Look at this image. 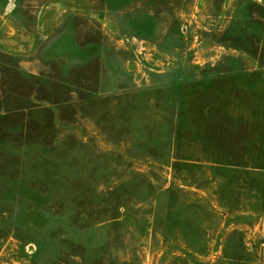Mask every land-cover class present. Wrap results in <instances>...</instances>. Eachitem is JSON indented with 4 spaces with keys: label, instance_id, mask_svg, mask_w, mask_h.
I'll use <instances>...</instances> for the list:
<instances>
[{
    "label": "rangeland",
    "instance_id": "374dc122",
    "mask_svg": "<svg viewBox=\"0 0 264 264\" xmlns=\"http://www.w3.org/2000/svg\"><path fill=\"white\" fill-rule=\"evenodd\" d=\"M33 109L75 163L0 181V264H264V0H0V128Z\"/></svg>",
    "mask_w": 264,
    "mask_h": 264
},
{
    "label": "trees",
    "instance_id": "16d2710c",
    "mask_svg": "<svg viewBox=\"0 0 264 264\" xmlns=\"http://www.w3.org/2000/svg\"><path fill=\"white\" fill-rule=\"evenodd\" d=\"M101 100V99H99ZM96 100H94L93 102H95ZM195 100H193V105L192 107H189V109L186 111V115H187V119L190 118L189 116L191 115L193 109H194V105H195ZM45 108V107H44ZM89 106L85 107V112H87ZM49 111V109H46ZM19 113V112H17ZM23 113V112H22ZM39 113L42 114L43 112H38L36 110H31V112L29 113V115L27 116V119L24 120V122L21 124V128L17 127V129H20V131L15 130V127H8L6 128L4 125L2 128H0V181H2V185L5 188H1V190L5 191V193H7V195L10 196V190L6 189L8 187V183L10 181V179L15 178L16 181L18 178L17 176H15L16 174H20L19 168H21L22 166V161L26 162L27 159L25 158V156H23V151L30 152L31 150L33 151V154L31 155L32 157H39V159L34 160L33 163H36L33 168V171H30V177L34 182L37 180H39V183L43 184L44 181L45 182H51L53 180V178L55 179L59 173L61 172V170H63L64 168H71L73 166L72 160L73 158L68 156V154H65V151L68 149L66 147L64 148H57L51 145V142H47L46 140H44L46 135L49 136L51 131H55V125H53V123L51 121L52 118L50 117H44V116H40L41 117V123H37L38 117H39ZM87 115H90V113H86ZM127 115V110L125 108H123V110L121 111V114L119 113L118 115H114L117 117H121L122 119L120 120L121 122H123L122 120L124 119V117ZM19 116H23L22 114ZM110 117V116H109ZM5 118V117H4ZM8 118V117H6ZM46 119V120H44ZM111 121H114L113 119H110ZM203 123V122H202ZM187 125H189L190 127V122L187 123ZM20 132V133H19ZM52 134V133H51ZM51 134L49 136V138H51ZM181 135L175 134L174 138H172L175 141V145L176 148L180 149L182 144L181 143ZM52 139H53V135H52ZM179 140V142H178ZM39 142V143H37ZM178 142V143H177ZM72 143V142H71ZM69 143V144H71ZM78 144V143H77ZM170 146H173L172 143L169 144ZM26 146V149L23 147ZM78 146L80 147L81 145L78 144ZM21 152V153H20ZM71 158V159H69ZM182 159L181 158H175V162L179 163ZM106 170V169H105ZM99 171V170H97ZM67 172V171H66ZM71 172V171H68ZM1 173L3 176H1ZM106 175V174H105ZM105 175L101 176L104 177ZM6 177V179L4 178ZM67 177V175H66ZM34 178V179H33ZM71 178V177H70ZM141 178V177H138ZM62 179V177L60 178ZM68 179V178H67ZM66 180V179H65ZM147 183V182H144ZM150 184V183H149ZM130 186V184L128 185ZM126 185H122L121 187H119V189L115 190H122V189H126ZM149 190L151 191V196H155L157 194V192L155 191V188H153V186L150 184L147 187ZM64 192H66L65 190H62ZM115 191H111V193L108 196L105 197H116V193ZM89 192H84V193H79V194H66L65 195V199L63 198V200H61L60 205L64 206L65 205V201L64 200H72L73 203H77V201H82L84 199L87 198ZM3 195V194H2ZM1 195V196H2ZM1 199H3V197H1ZM143 195H139L138 196V200H143L145 198H141ZM128 198V196H127ZM117 200H121L119 197H117L116 199H114V202L116 204H118ZM141 202H145V201H141ZM119 210V209H118Z\"/></svg>",
    "mask_w": 264,
    "mask_h": 264
}]
</instances>
